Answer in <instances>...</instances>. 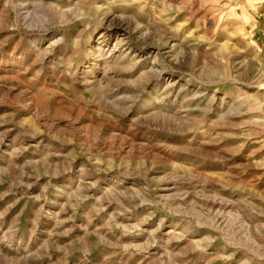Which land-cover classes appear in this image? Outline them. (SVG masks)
I'll return each instance as SVG.
<instances>
[{
	"label": "rangeland",
	"instance_id": "rangeland-1",
	"mask_svg": "<svg viewBox=\"0 0 264 264\" xmlns=\"http://www.w3.org/2000/svg\"><path fill=\"white\" fill-rule=\"evenodd\" d=\"M0 264H264V0H0Z\"/></svg>",
	"mask_w": 264,
	"mask_h": 264
}]
</instances>
